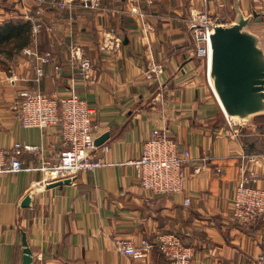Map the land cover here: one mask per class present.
<instances>
[{"label": "crops", "instance_id": "crops-1", "mask_svg": "<svg viewBox=\"0 0 264 264\" xmlns=\"http://www.w3.org/2000/svg\"><path fill=\"white\" fill-rule=\"evenodd\" d=\"M134 1L100 0V9L88 10L80 0H0V25L30 17L40 31H31L25 49L48 59L42 63L24 49L0 56V149L42 147L21 156L25 170L0 172V264H21V231L33 264H167L157 249L135 261L114 248L116 239L152 241L164 234L180 236L193 250L192 264H253L263 253L264 218L246 228L231 211L243 156L261 155L255 185L264 187V116L228 126L207 60L195 56L187 20L190 10H203L229 23L233 0ZM238 2L245 16L252 10L264 15V0ZM249 24L264 40V18ZM76 56L92 63L89 82L76 75ZM22 91L56 100L78 94L92 111L97 137L109 135L93 152L103 166L44 188L39 168L56 162L62 140L57 126H20L15 103ZM157 128L176 140L178 153L190 152L184 189L173 195L158 196L135 183L132 162ZM27 194L31 202L24 208Z\"/></svg>", "mask_w": 264, "mask_h": 264}, {"label": "built area", "instance_id": "built-area-1", "mask_svg": "<svg viewBox=\"0 0 264 264\" xmlns=\"http://www.w3.org/2000/svg\"><path fill=\"white\" fill-rule=\"evenodd\" d=\"M126 1L135 3L134 0ZM36 2L42 5L47 0H36ZM52 3L61 7L66 5V3ZM99 5L100 0H80V6L88 10L100 9ZM219 6L223 8L221 4ZM187 20L195 44V56L205 58L209 66L210 34L217 19L203 10H190ZM28 21L32 22V19L28 17ZM31 31L38 33L39 26L32 25ZM23 54L40 59L42 63L48 61L46 57H38L30 48L24 49ZM76 60L78 61L76 75L84 82H89L92 79V63L86 58L77 56ZM55 70H58V66H55ZM35 72L38 76L42 74L39 67ZM206 73L209 77L208 70ZM15 110L19 124L23 128L43 131L48 127L57 126L59 129L63 149L56 155L54 164L43 162L39 168L44 176V184L75 177L81 172L94 173L103 166L102 159L93 155L96 149L95 138H97L98 126L91 124L92 111L78 94L72 93L69 97L56 100L46 94L22 91L17 95ZM227 123L230 128L234 127L229 119ZM41 151L40 146H26L20 143H15L9 150L0 149V172L16 174L25 170L21 156L24 153H41ZM260 159L261 155L258 154L243 156L240 164L241 175L233 191L232 218L238 225L246 228L251 227L258 219L264 218V187L255 185L254 173V168L257 167ZM190 160V152L178 153L176 140L168 136L165 128L154 129L142 145L140 158L132 162L135 183L158 196L181 192L185 185L184 166ZM195 172H200V169H196ZM262 235L264 243V232ZM114 248L122 256L135 261L144 260L152 250L157 249L167 264H192L193 250L184 245L177 234L160 235L152 241L146 238L138 242L116 239ZM253 264H264V251L256 257Z\"/></svg>", "mask_w": 264, "mask_h": 264}, {"label": "water", "instance_id": "water-1", "mask_svg": "<svg viewBox=\"0 0 264 264\" xmlns=\"http://www.w3.org/2000/svg\"><path fill=\"white\" fill-rule=\"evenodd\" d=\"M234 16L229 23L219 19L210 34L209 83L227 119L236 126L251 125L264 116V40L253 33L250 22L259 23L264 15L252 10L243 14L238 0H233ZM104 133L95 138V146L108 138ZM74 177L49 181L44 188L61 186ZM31 194L20 205L28 208ZM23 258L21 264H33L25 233L21 231Z\"/></svg>", "mask_w": 264, "mask_h": 264}, {"label": "trees", "instance_id": "trees-1", "mask_svg": "<svg viewBox=\"0 0 264 264\" xmlns=\"http://www.w3.org/2000/svg\"><path fill=\"white\" fill-rule=\"evenodd\" d=\"M31 40L30 22L8 21L0 25V56L9 59L28 47ZM4 63L0 62V67ZM262 117V116H260ZM259 117H256L257 119Z\"/></svg>", "mask_w": 264, "mask_h": 264}]
</instances>
